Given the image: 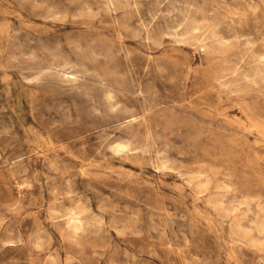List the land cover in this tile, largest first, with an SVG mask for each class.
I'll return each instance as SVG.
<instances>
[{
	"label": "rangeland",
	"instance_id": "1",
	"mask_svg": "<svg viewBox=\"0 0 264 264\" xmlns=\"http://www.w3.org/2000/svg\"><path fill=\"white\" fill-rule=\"evenodd\" d=\"M0 264H264V0H0Z\"/></svg>",
	"mask_w": 264,
	"mask_h": 264
}]
</instances>
